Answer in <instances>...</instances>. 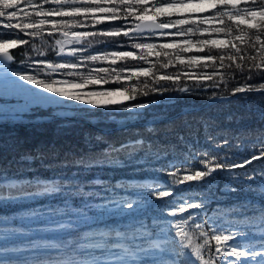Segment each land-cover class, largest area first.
Segmentation results:
<instances>
[{"label":"snow or ice","instance_id":"1","mask_svg":"<svg viewBox=\"0 0 264 264\" xmlns=\"http://www.w3.org/2000/svg\"><path fill=\"white\" fill-rule=\"evenodd\" d=\"M91 5L93 7L83 0H21L15 9H9L18 11L17 20L9 21L0 16V59L13 62V46H30L38 54L33 58L39 60V64L33 63L35 69L44 70L51 65V71L58 73L59 69L65 67L63 57L72 54L69 48L66 51L67 45L80 46L81 50L76 54L86 57L82 63L98 59L104 54L102 50H96V55L88 51L82 37L74 38V29H92V35L105 37L119 36L123 30V34L128 36L129 30L139 33L145 29L182 24L185 19H197L215 25L205 29L196 25L197 32L209 34L206 40L199 41L201 47L197 49L198 53H203L199 56L206 59L202 68L213 69L212 72L196 74L200 77L196 81L200 90L204 91L201 80L211 82L210 87L213 89L217 86V80H224L225 72L217 71L219 65L220 69L234 67L248 81L243 85H234L232 95L255 93L264 98V0H104V3ZM94 7L108 8L109 11L104 15L110 18L111 23L97 28V24L101 23L97 17H85L84 23L77 19L78 10ZM173 13L177 14L176 19L171 18ZM160 17H169L171 22L161 25L158 22ZM88 19L95 23L87 24L85 21ZM9 24H17L18 27H6ZM46 27L48 33L44 36ZM109 27L118 30L105 31ZM26 37L33 39L28 40ZM36 37H40L45 44L49 40L54 41L55 58L49 59L48 55L35 48ZM131 47L140 48L141 45L134 44ZM143 47L150 49L153 45L145 44ZM174 47V43H166L161 50ZM123 55L131 56L132 52L125 51ZM139 55L144 63L131 65L133 74L146 80L160 77L154 83L158 86L164 84L162 90L156 87L152 92H169V83L175 86L176 91L191 92L189 87L181 86V79H192V72L187 75L181 72L157 75L153 71L157 69L156 65L166 69L174 63L179 53H166L172 56L167 65L159 59L148 61L147 56L151 53L141 52ZM246 65L250 67H247L245 74ZM20 77L19 71L12 70L7 63H0V97L11 98L25 92L18 79ZM22 79L31 80L60 96L67 95L51 82L41 83L35 76L24 75ZM140 93L142 96L149 94L143 88ZM119 94L123 92L109 93L110 96ZM211 95L225 97L217 91H212ZM70 97L77 99L74 95ZM126 99L129 100L127 96ZM90 103L97 105L95 101ZM3 110V106H0V111ZM153 131L155 129H148L150 133ZM96 139L99 141L103 137L98 136ZM144 144L143 139H137L134 143H120L118 147L108 144L98 154L75 159L71 163L82 171L71 173L70 178H65L67 174L62 172L52 179H27L20 174H6V170H0V205L3 206L18 204L31 197H60L65 201L70 199L74 211L80 208L79 202L87 200L93 209L122 208L131 213L128 217H120L119 220L113 218L102 226L80 231L78 239H68L63 243L30 238L24 226L9 223V217L0 215L5 221L0 225V264H264V207L249 215L248 206L252 200L241 206L243 211L240 208L229 210L234 216L242 218L226 220L222 209L214 210L210 216L207 214L205 205L214 199L219 200L214 192L201 202L193 199L177 202L171 198L177 190H167L171 185L146 184L135 177L112 183L110 179H101L102 173L93 179L83 178L97 168H124L126 163L120 158L122 154L130 163L139 165L146 163L148 157L160 159L162 153H166V150L152 151L153 145L148 144L144 149L145 156L135 159L137 148L144 147ZM257 144L258 147L255 146ZM224 146H231L227 138L224 139ZM217 148L221 146L217 145ZM243 151L237 148V152ZM180 171L177 167L175 172H168L173 184L196 181L201 182V186L207 180L209 189L217 188L212 183L215 176L226 173L231 183L224 186V191L251 193L256 202L264 205V133L259 135L247 154L236 156L233 153L232 157H221L219 152L208 153L200 156L197 166L186 169L183 176L179 175ZM145 187L153 190L145 193L141 190ZM255 211L259 212L258 216ZM233 228L236 231H232Z\"/></svg>","mask_w":264,"mask_h":264},{"label":"trees","instance_id":"2","mask_svg":"<svg viewBox=\"0 0 264 264\" xmlns=\"http://www.w3.org/2000/svg\"><path fill=\"white\" fill-rule=\"evenodd\" d=\"M7 1L0 2V5L7 6L6 9L0 10V16H4L9 21L17 20L18 11H9V9H15L21 0ZM45 7H51V5ZM176 17L177 14L173 13L171 18L176 19ZM165 18L169 19V17H160L159 21ZM98 20L101 23L97 24V28L105 27L107 23H111L102 18ZM88 21L85 22L89 24ZM197 24L200 25L201 29L215 26L211 23H202L197 19H185L182 24H172L173 28L169 30L170 34H161L160 37H157L158 41L189 37L200 44L199 41L206 40L209 34L197 32ZM6 27L16 28L18 25L9 24ZM189 29L191 31H188ZM84 30L86 34L83 35V39L93 41L90 48L87 44L84 47L92 54L101 49H121L123 46L118 47L116 43L126 41L125 39L128 37L125 35L121 37L120 34L104 39L103 36H99L102 42L96 43L93 40L96 37L92 35L93 30ZM47 33L48 28L46 27L44 36H47ZM129 35L132 34L129 33ZM153 36L151 34L150 37L152 38H146L153 40ZM157 38H154V40ZM26 39L32 40L33 38L26 37ZM143 39L136 38L141 42L139 44L141 45L140 48L129 46L133 56H126L124 63L118 62V58L116 61H105L103 63L98 59L89 65L92 69V76L96 75L104 79V83L100 84L101 86L129 89L131 85L135 84L149 93L147 96H142L139 92L128 100V103L139 102L144 104V107L135 110L113 111L112 108L101 105L84 108L83 113L86 119L89 121L93 119L91 122L97 126L113 127L119 123V121H116L117 119H121L122 123L130 122L128 125L117 126L110 130H101L85 120L75 121L65 118L30 126L2 124L0 125V170H6V174H20L27 179H52L62 172L67 174L65 178H70L71 173L82 171L78 166L71 163L73 160L98 154L105 150L108 144H114L118 147L120 143L129 141L134 143L137 139H143L145 141L144 147L137 148L135 159L145 156L144 149L147 148L148 144L153 145L152 151L166 150V153H162L160 159L148 157L146 163L139 165L130 163L127 157L122 154L120 158L126 163L124 168H97L90 171L83 178L93 179L102 173L100 178L110 179L112 183L117 180H127L135 177L146 184L171 185L172 187L167 190L170 192L173 188L177 190L176 195L171 197L177 202H180L181 199H193L196 202H201L202 199H207L214 192L219 200L214 199L210 204L205 205L207 214L210 216L214 210L222 209L226 214V220L242 218L234 216L229 210L240 208L243 211L244 209L241 206L248 204V200H252V203L248 206L249 215L254 210L264 207V205H260L255 201L251 193L224 191V186L231 183V178L226 173L222 172L212 179V183L217 185L216 189H209L207 180L201 186H199L201 182L196 181H184L182 184L175 185L173 184V178L168 175L169 171L175 172L178 167L181 169L179 175L183 176L186 174V169L191 170L197 166L200 156L208 153L219 152L221 157L225 155L232 157L233 153L240 156L251 151L259 135L264 133V98L255 93L232 95L231 89L234 85L237 83L243 85L248 81L238 70H234V67L233 69H220L219 65L217 71L225 72L224 80H217L215 89L210 87L211 82L201 80L204 87V91H201L196 85V81L200 79L196 74L212 72L213 69L202 68V65L206 63V59L203 57L194 60L193 56H199L203 53H198L197 50L186 52L179 46L164 48L163 50H161L162 45L157 46L160 50L156 52L154 49V53L148 55L147 59L152 62L159 59L161 63L167 65L172 56L166 55V53H179L174 63L168 65L166 69L156 65L157 69L153 71L162 75L183 72L185 69H188L185 75L188 72H194L192 79L186 80L183 77L181 79V86L189 87L191 92L176 91L174 90L175 86L169 83V92L154 93L152 92L153 88L159 87V90H162L164 87L163 83L160 86L154 83V80L158 79L155 77H149L146 80L144 77L134 75L132 76L134 79L131 78V81L121 79L120 77L125 76L124 73L127 72L123 71L126 65L144 63V59L139 55L141 52L148 53L142 48ZM53 44L54 41L52 40L45 44L40 37L35 38V48L48 55L49 59L55 58ZM25 49L24 45H18L11 49L14 52L15 61L9 62L10 66L16 70L31 69L38 74L51 76L52 74L47 71L49 66L44 70L35 69L33 63L39 64L38 59H33L38 55L36 50L30 46L27 47L28 55L25 56L23 55ZM80 50H77V52ZM77 52L63 57L62 63L65 64V67L60 69L61 75L81 78L75 72H71V68H69L81 63L82 59H78L81 56L77 55ZM57 59L59 60L60 57H57ZM83 59H86V57H83ZM68 61L72 63V66L67 64ZM100 66L104 70H99ZM247 67H250V65L245 66V74L247 73ZM176 79H180V77ZM212 91L220 92L225 97L211 95ZM122 105H124V102L114 103L111 106L120 107ZM50 113V110H44V108L37 111V115H48ZM149 128H153L155 131L150 133L148 132ZM98 136L103 137V139L98 141L96 139ZM225 138L230 141V147L224 146ZM217 145H220L221 148L218 149ZM255 146L258 147L259 145ZM237 148L245 151L237 152ZM65 165L67 166L65 167ZM141 190L147 193L153 189L145 187ZM79 203L80 208L74 211L70 199L65 201L60 197H31L19 201L18 204L0 205V215L9 217V223L24 226L29 231L30 238L54 240L61 243L66 242L68 239H78L80 231L102 226L113 218L119 220L120 217L131 215L122 208L93 209L90 201L85 200ZM255 214L258 216L259 212L255 211ZM201 215L203 216V213ZM4 222L0 218V225ZM60 225L70 227L61 228ZM225 227H227L226 222ZM232 231H236V229L233 228ZM193 238L197 239L195 236ZM240 242L243 243L244 241Z\"/></svg>","mask_w":264,"mask_h":264},{"label":"rangeland","instance_id":"3","mask_svg":"<svg viewBox=\"0 0 264 264\" xmlns=\"http://www.w3.org/2000/svg\"><path fill=\"white\" fill-rule=\"evenodd\" d=\"M1 1L8 2L7 0H0V2ZM83 2H86L89 4H96V3H104V0H91V1L83 0ZM108 11L109 9L105 7H101V8L94 7L91 9L78 10L77 18L84 20L85 17L94 16V17H97L98 19L102 18L106 21H109L110 18L104 15V13ZM88 20H91V19H88ZM169 27L173 28V25H170ZM74 30H75L74 38L76 36L83 38V35L86 34L84 29H74ZM122 31H121V37L124 35ZM129 33L132 35L128 34V37L125 39L126 41H121V42L116 43L117 46H123V48L121 49H116V48L101 49L104 52V54L98 58L101 63L105 61H116L117 58L119 59L118 62L121 61L122 63H124L126 56H124L123 53L125 51L130 50L129 46L141 43L139 42V40H136V38H144L143 43H142V48L151 54L154 53L153 52L154 49L156 50V52L160 50L158 49L157 46H161L166 43H174L175 46H179L183 48L186 52H189L190 50H197L201 47V44H197L194 40L190 39L189 37L174 38V39H170L167 41H158L157 37H160L161 34L163 35L170 34L169 30L159 31V32H139V33L129 30ZM151 34L154 35L153 37L157 39L154 40L153 38V40H151V39L146 38V37H150ZM103 38L106 39L105 36H103ZM12 42L16 43L15 40H13ZM145 44H152L153 47L150 49L145 48L143 47V45ZM154 44L156 45L154 46ZM16 46H13V48ZM67 49L70 53H74L80 49V46L67 45L66 51ZM130 51L132 52V50ZM113 52H115V54H113ZM93 55H96V52ZM131 56H133V53ZM193 58L194 60H197L201 58V56H193ZM78 59H83V57L81 58L78 57ZM98 59H95V60H98ZM95 60H87V63L81 62V63L75 64L74 67H69L71 68L70 70L71 72H75L82 79L74 78V77H71L70 75L69 76L61 75L60 69L58 73H53L51 71V65H49L47 71H49L52 75L46 76V75L38 74L34 72V70H31V69H27L24 71L16 70L15 68L10 66V63H8V66L12 70L19 71L21 73V77L18 79H20V83L23 85V89L26 91L23 92L21 95L11 97V98L0 97V106H3V109H4L3 111H0V123L2 121H7V122L15 121V123L13 122L12 124L4 123L8 125H15V124H20L22 122L24 123V121L29 122V121L35 120L38 117H44L42 115H37V111L40 110V108H44V110H50L51 113L48 114V116H51V117L59 113L60 114L62 113L64 115L56 119H59V118L67 119L66 116H73L75 118L82 117L86 119V116L83 113L84 108L86 107L92 108V107L101 105L104 107L112 108L113 111H119V110H124V109L125 110L127 109L135 110V109L141 108L139 107V105H144L143 103H139V102L128 103V100L126 99V96L130 99L135 94L140 92L139 85L133 84L131 85L129 89L121 88V87L109 88V87L101 86L100 84L104 83V79L96 75L92 76L93 75L91 72L92 69L89 67V65ZM67 64H69V66H72L71 65L72 63H70L69 61ZM98 69L104 70L103 68H101V66ZM123 71L124 72L127 71V72L124 73L125 76H121L120 78L131 81V78H133L132 76H134L131 67L126 65ZM187 71L188 69H185L183 72L182 71L181 72L185 73ZM156 74L162 75L159 72H157ZM24 75L35 76L38 80L41 81V83L51 82L54 87L59 88L60 90L66 92L67 95L60 96L59 94L55 92L49 91L47 88L43 87L42 85L33 83L31 80H23L22 76ZM155 78H160V77H155ZM110 92H123V94L110 96L109 95ZM71 95H74L75 97H77V99L70 97ZM90 101H95L97 105L90 103ZM121 102H124V105L120 107L111 106L114 103H121ZM91 121H93V119H91ZM116 121L121 122L122 120L117 119ZM42 122H45V121L43 120L40 123ZM23 123L20 125H23ZM25 126H30V125H25Z\"/></svg>","mask_w":264,"mask_h":264},{"label":"water","instance_id":"4","mask_svg":"<svg viewBox=\"0 0 264 264\" xmlns=\"http://www.w3.org/2000/svg\"><path fill=\"white\" fill-rule=\"evenodd\" d=\"M163 25V24H162ZM171 29V27H161V28H157V29H154V30H148V29H145V30H143V31H141V32H159V31H166V30H170ZM133 32H135V31H133ZM0 63H8L7 61H3L2 59H0ZM60 116H64L62 113L60 114H56L55 116H53V117H51V116H47V117H42V118H37V119H35V120H32V121H29V122H25L24 121V123H23V125H33V124H36V123H39V122H41V121H45V122H49V121H52L53 119H56V118H58V117H60ZM66 118L67 119H72V120H76V121H79V120H83L84 118H82V117H77V118H75V117H73V116H66ZM85 120V119H84ZM15 123V121H9V122H7V121H2L0 124H4V123H10V124H12V123ZM22 123H20V124H22ZM130 122H126V123H123V124H120V125H117L118 127L119 126H121V125H128ZM91 124V123H90ZM117 126H114V127H117ZM97 127V126H96ZM97 128H99V127H97ZM100 129L101 130H110V129H112V128H104V127H100Z\"/></svg>","mask_w":264,"mask_h":264},{"label":"clouds","instance_id":"5","mask_svg":"<svg viewBox=\"0 0 264 264\" xmlns=\"http://www.w3.org/2000/svg\"><path fill=\"white\" fill-rule=\"evenodd\" d=\"M6 7H7L6 5H0V10L6 9ZM89 7H93V5L89 4ZM140 10L143 11V7H141ZM77 19L80 20L81 23H84V20L83 19H80V18H77ZM169 22H171V21L169 19L165 18V19H161L159 21V24L162 25L164 23H169ZM88 23L91 24V23H93V21L92 20H89ZM116 30H118V29L115 28V27H109V28H106L105 29V31H116ZM93 40L96 43H101L102 42L101 39L99 38V36L94 37ZM92 42H93L92 40H85V44H87V46L89 48L92 46ZM26 49H27V47H26ZM26 49L24 50V53H23V55H25V56L28 55V52H27Z\"/></svg>","mask_w":264,"mask_h":264}]
</instances>
